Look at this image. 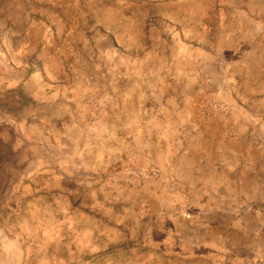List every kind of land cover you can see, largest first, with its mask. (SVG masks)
<instances>
[{"label": "rangeland", "instance_id": "rangeland-1", "mask_svg": "<svg viewBox=\"0 0 264 264\" xmlns=\"http://www.w3.org/2000/svg\"><path fill=\"white\" fill-rule=\"evenodd\" d=\"M28 66L0 264H264V0H0Z\"/></svg>", "mask_w": 264, "mask_h": 264}, {"label": "crops", "instance_id": "crops-1", "mask_svg": "<svg viewBox=\"0 0 264 264\" xmlns=\"http://www.w3.org/2000/svg\"><path fill=\"white\" fill-rule=\"evenodd\" d=\"M18 71V72H17ZM8 71L6 74H0V94L3 92L5 93H12L15 94V92L21 91L23 92L25 89H28L29 87L33 86V83H39L40 87L42 86L43 82V75L37 74V72L32 68L31 66H28L27 70L22 71ZM20 73V74H19ZM8 77H11L9 80ZM45 83V82H43ZM44 91L46 92V88L42 86ZM22 133L21 140H23L26 144H28V147L32 150L33 147H35V143L33 142V138L31 136H28V132L23 127H19ZM23 136V137H22ZM1 143L6 146H8L10 149L14 146V138L12 136V133L9 137L7 135H3L0 138Z\"/></svg>", "mask_w": 264, "mask_h": 264}]
</instances>
